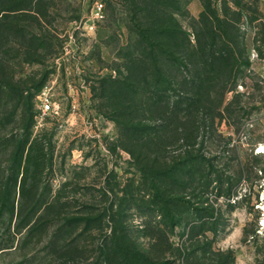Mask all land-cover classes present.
<instances>
[{
  "label": "rangeland",
  "instance_id": "1",
  "mask_svg": "<svg viewBox=\"0 0 264 264\" xmlns=\"http://www.w3.org/2000/svg\"><path fill=\"white\" fill-rule=\"evenodd\" d=\"M143 1L0 0L12 87L0 95V205L13 207L0 215V264H119L114 247L103 253L114 233L156 264H264V0H208L216 34L235 41L238 77L221 108L203 102L194 138L175 96H163L168 107L149 94ZM96 2L103 17L90 31ZM203 3L179 0L193 41L208 39Z\"/></svg>",
  "mask_w": 264,
  "mask_h": 264
},
{
  "label": "trees",
  "instance_id": "2",
  "mask_svg": "<svg viewBox=\"0 0 264 264\" xmlns=\"http://www.w3.org/2000/svg\"><path fill=\"white\" fill-rule=\"evenodd\" d=\"M143 2L144 4L139 2L137 8L147 17V27L140 28L138 31L141 49L138 63L139 67L143 66V76L148 69L152 70L150 73L152 80L148 84L150 87L149 94H151V99H157L156 101L159 103L161 102L158 98L161 99L165 106L169 101H164L163 96L166 95L167 98L169 93L175 96L176 100L172 106H176L178 110L190 115L186 130L190 137L194 138L201 128L200 123L197 124L200 120L198 116L202 112L209 114L205 111L200 112L202 108L207 109L203 102L215 98L218 100V107L221 108L227 92L230 91L229 86H232L238 77L237 66L235 67L238 61L234 51L235 41L225 34L223 38H219L216 34L214 25L219 26L220 20L216 11L210 8L208 0H204V10L200 14L201 23L199 22L200 24L203 22L205 28L208 29V39H204L199 31H196L195 41L191 39L190 32L184 29L177 19L176 13L180 10L179 0H147ZM20 9L26 8L13 7L10 10L18 11ZM38 12L41 14V11ZM4 34L6 38L7 32H3ZM181 48L183 53H180ZM2 50L0 49V52ZM4 54L6 55V53ZM5 55L0 58V95L5 91L4 88H12L11 81L5 79L7 74L3 66L8 60ZM172 76L174 78L182 76L186 84L178 90L170 88V82L173 81ZM2 77L4 78L2 79ZM24 90L26 89L18 90V96L21 99H24ZM33 96L31 92L26 97L27 101ZM26 103L28 104V102ZM167 106L169 107V105ZM25 108L24 116L32 115L30 113L32 107L25 105ZM24 118L26 119V117ZM159 120L161 123L158 124V129L167 126L164 113L160 115ZM31 124L23 125L25 126L24 134H30ZM139 130L151 132L150 128L147 127H140ZM23 142L27 144L28 138H25ZM203 160H198L196 157L189 159L187 162L189 169L202 163ZM162 172H166V175L171 173L169 171ZM5 211L13 212V207L8 200H4L0 205V215ZM117 237L114 233L104 242L103 253L108 260L111 255L110 250L114 247L112 258L119 264H156L144 252L131 250L126 244V239H118ZM124 238H128V232L125 233Z\"/></svg>",
  "mask_w": 264,
  "mask_h": 264
},
{
  "label": "built area",
  "instance_id": "3",
  "mask_svg": "<svg viewBox=\"0 0 264 264\" xmlns=\"http://www.w3.org/2000/svg\"><path fill=\"white\" fill-rule=\"evenodd\" d=\"M102 17H103V4L96 2L95 10H94L93 15H92V19L87 22L88 30H90V31L94 30L95 29V21L99 20ZM38 96H39L38 98L40 99V102H41V106H40L41 110L44 113L54 112L53 103H52L51 98H49L47 96L44 97L42 95H38Z\"/></svg>",
  "mask_w": 264,
  "mask_h": 264
}]
</instances>
